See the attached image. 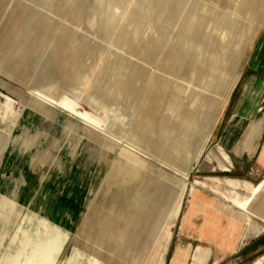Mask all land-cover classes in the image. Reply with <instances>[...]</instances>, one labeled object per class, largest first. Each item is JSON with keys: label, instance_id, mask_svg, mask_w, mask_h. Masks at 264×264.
Instances as JSON below:
<instances>
[{"label": "rangeland", "instance_id": "1", "mask_svg": "<svg viewBox=\"0 0 264 264\" xmlns=\"http://www.w3.org/2000/svg\"><path fill=\"white\" fill-rule=\"evenodd\" d=\"M4 2V6L8 5V8L0 26V83L5 82L13 91L24 96H27L29 91L40 89L44 85H58L63 88L78 89L85 97H94L105 108L106 114L105 116L103 114L102 119L112 120L114 117L115 121L125 125L121 128L115 124L109 133L140 145L154 157L155 161H148L146 169L142 171L154 176L155 173L164 172L173 179H181L176 176V170L185 174L183 170L189 166L191 158L196 157L197 147L189 152L196 123L201 127V137L210 130L212 136L213 121L217 117L219 122L214 135L212 138L210 136L197 165L188 175L186 174L188 181L198 180L216 186L212 179L218 178L222 181L219 186L222 192L226 190L223 182L226 179L251 181L244 170L237 168L234 162L236 159L230 153L233 164L230 173H210L201 170L216 168V160H219L227 147L235 149L241 148L242 144H248L253 148L255 134L258 132L259 135L262 131L264 107L263 105L260 107V104L264 99V90L259 92L260 94L255 91L250 95L248 90L254 81L264 83V71L261 74L258 71V68H264V41L259 45L258 50L253 52L248 49L252 45L248 40L251 35L257 33L264 20V0H5ZM227 20L229 23H224ZM62 31L74 34L78 40L89 46V50L75 51L71 55L70 69L58 68L57 75L54 74L48 79L39 78L37 87L23 86L22 69L28 70L32 66V57L28 54H34L39 46L45 43L38 53L39 59L47 49H52L55 39ZM6 34L9 36L6 37ZM29 36L31 41H27ZM61 38L60 50L66 46V37ZM19 39L27 41L21 42V47L27 48L23 51L20 60H14L13 54L18 50ZM68 42L67 46L70 44ZM163 42L166 43L164 47ZM177 43L179 49L174 53ZM131 48L137 52L147 49L148 63H145V58L142 56H139L141 58L139 60L136 56L130 55L133 54L128 52ZM206 56H210L209 64ZM158 58L159 60L154 62ZM253 58L257 59V63L252 61ZM122 61L128 65L134 64L137 68H141L143 73L142 79L137 78L135 81L139 88L128 106L124 103L123 92L114 91V95L112 92L114 71ZM69 72L74 73L73 77L69 76ZM239 77L240 80L232 97L233 104L241 97L236 110L232 112V107L226 115H223V109L219 111L218 108L209 122L207 117L209 114L203 107L205 98H208V103L214 96L222 101L233 81ZM1 92L7 93L0 88ZM50 93L57 96L61 92L52 90ZM10 96L16 101L14 111L19 123V119H22L28 110L23 108L16 96ZM244 97L248 99L246 108L242 111L241 103ZM0 103H3L2 98ZM122 106L128 109L129 116H126L125 112L122 114ZM206 109H209V105ZM51 111L57 119L53 126L56 131H61L66 123L71 122L72 137L78 136L85 142L91 141L80 121L58 109ZM258 111L259 113L256 114ZM181 116H184L183 119ZM179 120H182L183 124L180 136L175 134ZM18 123L13 127L14 125L9 121L0 119V131L10 128L14 133ZM164 126L166 136H162ZM188 127L194 128L189 130ZM180 140L184 149L180 148ZM163 149L169 151L173 159ZM109 153L110 162L115 163L120 160L117 149ZM7 157L6 151L0 154V166L5 163ZM158 160L163 161L169 170L162 168ZM105 171L110 173V164ZM49 173L50 170L46 175ZM250 173L256 172L251 169ZM173 181L174 185L176 180ZM45 189L42 181L31 184L23 191L22 198L15 202L19 218L11 219L13 214H7L10 216L7 222L9 221L10 224L6 228L7 235L0 234V264L2 259L4 264H53L44 255L51 241L55 243L57 249L52 259L59 262H55L56 264H66V259H69L72 249L76 247L78 238L80 245L78 251L73 252L74 258L79 261L78 264H86L89 261L90 252L85 247L82 249L83 239L78 235L86 214L90 213L84 212L83 216L71 214L70 217H67V214H31L33 207L40 204ZM98 189L91 203L98 202V193H102L104 182ZM186 199L187 195L182 204V212ZM197 217L202 219L199 225L194 223ZM215 217L211 214L181 213L172 229L166 264H170L173 254L178 250L183 254L189 249V256L192 257L196 248L204 249L201 246L193 250L179 246L183 242L181 233L188 229L195 228L200 239L211 238L215 245H231L237 236L238 227L240 228L242 226L240 224L244 223L242 214H216ZM253 223L255 225L260 222L254 220ZM3 254L5 255L1 258ZM191 263L189 260L186 261V264Z\"/></svg>", "mask_w": 264, "mask_h": 264}, {"label": "crops", "instance_id": "2", "mask_svg": "<svg viewBox=\"0 0 264 264\" xmlns=\"http://www.w3.org/2000/svg\"><path fill=\"white\" fill-rule=\"evenodd\" d=\"M4 1L0 0V26L4 21L6 8H8V5L4 6ZM157 22L158 19L156 20V27ZM260 26L257 33L251 35L248 40L252 44L248 48L250 51L258 50L259 45L264 41V20ZM8 36L9 34H6V37ZM62 36L66 37V46L60 50L59 43ZM18 41V50L14 51L13 54L14 60H20L23 51L27 48L21 47V42L31 41V37L29 36L27 41L25 39ZM67 41L70 43L68 46ZM163 43L162 46L164 47L166 43L164 45ZM44 45H40L34 54H28L32 57V66L28 70L22 69L24 72L21 77L23 86L37 87L39 78L46 77L48 79L54 74L57 75L58 68L70 69L72 65L71 55L75 51L78 49L89 50L87 44L78 40L74 34L65 31H62L60 36L55 39L52 49H47L38 59V53ZM177 46L178 43L175 45L174 53L179 49ZM128 52L133 53L130 55L136 56L139 60H141L139 56L144 57L145 63H148L149 53L147 49H141L137 52L131 48ZM206 58H208L207 63L209 64L210 56H206ZM36 60L37 64L35 65ZM158 60L159 58L155 59L154 62ZM256 60V58L252 59L257 63ZM258 69L259 74L264 71V68ZM83 73L84 71L81 73V77ZM68 74L70 77L74 75L73 72ZM142 76L141 68H137L132 63L128 65L122 61L114 71L113 95L114 91L123 92L125 94L124 103L128 106L139 88L135 81L137 78L141 80ZM66 78L69 79L68 76ZM239 80L240 77L233 81L222 101L214 96L208 103V98H205L203 107L205 112L209 114L207 116L209 122L218 108L219 111L223 109V115H226L232 107V112L236 110L241 97L237 99L235 104L232 103V97ZM0 88L7 92L6 94L0 93V98L3 99V103H0V119L2 121H9L14 125L13 127L18 123L17 114L14 111L16 101L10 95L16 96L23 108L29 110L22 119H19V125L14 133L10 128L0 131V154L5 151L8 154L5 163L0 166L1 235L7 233L6 228L10 224L9 221L5 222V219L7 221L10 217L7 214H13L11 219L19 218L15 202L22 198L23 191L31 184L42 181L46 189L41 196L40 204L33 207L31 214H67V217H70L71 214L83 216L84 212L90 213L86 214L78 235L83 239L82 249L85 247L90 252L91 257L86 264H166V255L172 239V229L175 220L180 217L181 213L184 215L211 214L213 217L216 214H242L244 223L240 224L242 226L239 225L240 228L238 227L237 236L232 244L225 246L213 244L211 238H206L207 241L200 239L195 228L182 232L183 242L179 244L180 247L193 250L201 246L204 249L196 248L192 257L189 256V249H186L183 254L178 250L173 254L172 259L178 255L180 264H186L188 260L192 262L191 264H258V262L264 264V114L262 116V131L259 133L260 136L258 132L255 134L253 148L248 144H242L241 148L235 149L227 147L219 160H216V168L201 170V172L210 173H230L233 168L230 153L236 159L234 162L237 168L244 170L251 181L226 179L223 181L226 190L222 192L219 188L222 181L218 178L212 179L216 186H210L206 182L196 180L195 182L198 184L194 188V194H191L190 186L185 188L181 179H173L164 172L155 173L156 176H154L147 171H142L146 169L148 160L124 151L115 145L107 147L105 139L95 132L84 128L91 140L87 143L78 136L72 137L73 124L71 122L66 123L67 125L65 124L61 131H56L53 126L57 119L51 111L53 108L38 103L28 94L24 96L13 91L5 82L0 83ZM263 90L264 83L260 84L254 81L248 90V94H254L255 91L260 94L259 92ZM247 99V97L243 98L242 111L246 108ZM208 105L209 109H206ZM262 105L264 107V99L260 107ZM183 117L181 116V119ZM179 121L175 129V134L178 136L182 133L183 125L182 120ZM218 122L219 119L217 121L216 117L213 121L212 136ZM193 128L188 127L189 130H193ZM195 128L189 152L195 147L198 148V152L195 158H191L189 166L183 170L187 175L197 165L211 136L210 130L201 137V127L198 123H196ZM165 134L164 126L162 136H166ZM180 146L181 149L185 148L181 140ZM115 149L119 151L120 160L112 163L109 152ZM163 150L173 159V155L169 151ZM56 154L59 155L56 156ZM109 164L111 171L106 173L105 170ZM89 165L90 167H88ZM161 167L169 170L165 166ZM251 169L256 173L251 174ZM48 170L50 173L46 175ZM178 177L180 178V176ZM173 180H176L174 185ZM102 182H104V189L102 193H98V202L96 204L91 203ZM259 184H263V187L254 197L249 212L245 213L240 208L238 209L234 202H244L248 198H253L254 190ZM240 192L246 195H241ZM186 195L187 201L182 212V204ZM248 213L252 215L246 217L245 214ZM169 214L171 215L169 216ZM254 220L260 223L254 225ZM201 221V217L194 219L196 225H199ZM95 234L96 237H94ZM78 239L69 259H66V264L79 263L74 258L73 253L78 251L80 245ZM164 243L165 245H163ZM56 250L54 245L53 251ZM51 258L50 261L53 264L59 263ZM1 262L4 264V259Z\"/></svg>", "mask_w": 264, "mask_h": 264}, {"label": "bare ground", "instance_id": "3", "mask_svg": "<svg viewBox=\"0 0 264 264\" xmlns=\"http://www.w3.org/2000/svg\"><path fill=\"white\" fill-rule=\"evenodd\" d=\"M224 23L228 24L229 23V20H227ZM52 90L55 91V92H57V93H60V92L61 93L59 95H57V96H53L50 93V91H52ZM27 94H28V96L32 97L38 103L44 104V105L49 106V107H51L53 109H58V110H60V111H62L64 113H67L69 117L74 118V119L80 121V123L85 127V129H88V130H90L92 132H95V133L99 134L100 136H102L105 139V141L107 142V147H113V145H115V146H118L120 149H122L124 151H128L130 153H133V154L137 155L138 157H141V158H143L145 160H148V161H153L154 160V157L150 153H148L145 149H143L140 145L132 143L129 139L128 140L130 142H127V141H125V139L120 138V137H118L116 135H113V134L109 133L111 131L112 127H114L115 124H118V126L121 127V128H124L125 125L123 123H120L119 121L118 122L115 121L116 119L114 117L112 118V120H107V119L104 120V119H102L103 114H104V116L106 114L105 108L94 97H92V96L85 97L82 93H80L78 91V89H75V88H63V87H60L58 85L57 86H48V85L45 86L44 85V87H42L40 89H36V90H31ZM36 111H38V110H36ZM121 112H122V114H123V112H125L126 113V116H129V113H128L129 111H128V109L126 107L122 106ZM45 115L46 114L44 113V116ZM19 130H20V127H19ZM94 144H97V143H94ZM123 164H125V163L123 162ZM158 164L161 165V166H165L166 165L163 161H159V160H158ZM66 166H67V164H66ZM88 167H90V165ZM176 173L177 174H180V175H177V174L176 175L177 176H180V178H181V180H182L185 188L187 186H190L191 191H192L191 194H194V188H195V186L198 183L197 182H189L188 181V176L186 174L182 173V172L178 173V171L176 170ZM262 187H263V184H259L255 188L254 194H253V198L252 197L251 198H248L244 202H234V204H236L238 206V209L240 208V210H243V212L244 211H245V213L246 212H249L250 205H251L254 197L260 192V190L262 189ZM20 190H21V188H20ZM170 215L171 214H169V216ZM245 215L251 216L252 214H249L248 213V214H245ZM173 216H175V215H173ZM5 222H7V221H5ZM51 231H52V229H51ZM131 239H132V237H131ZM157 243H159V242H157ZM54 245L55 244L53 242H50L49 243V246H48V248L46 250V253H44V255H45L46 258H48V259L51 258V255L54 252L53 251L54 250ZM163 245H165V243ZM179 261H180L179 256L176 255L172 259L171 264H180ZM260 263L261 262H258V264H260Z\"/></svg>", "mask_w": 264, "mask_h": 264}]
</instances>
